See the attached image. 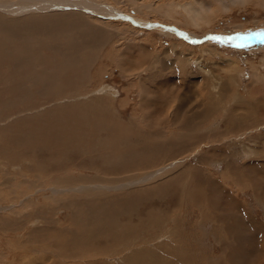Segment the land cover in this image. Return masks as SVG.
<instances>
[{"label":"rangeland","instance_id":"rangeland-1","mask_svg":"<svg viewBox=\"0 0 264 264\" xmlns=\"http://www.w3.org/2000/svg\"><path fill=\"white\" fill-rule=\"evenodd\" d=\"M71 1L0 11L48 29L0 34V264H264V43L208 38L264 0Z\"/></svg>","mask_w":264,"mask_h":264},{"label":"bare ground","instance_id":"bare-ground-1","mask_svg":"<svg viewBox=\"0 0 264 264\" xmlns=\"http://www.w3.org/2000/svg\"><path fill=\"white\" fill-rule=\"evenodd\" d=\"M28 1L30 2L31 0H28ZM247 1L248 0H221L219 2H221V5H223L225 7V5H234V4H242L243 5ZM30 4L31 5H27V0H20L18 3H13V2L10 1V3H8V5H6L5 3L0 2V11H1L2 14H5V15L10 14V15H13V16H19L20 17L21 15L28 14V13H31V12H40V11H47V10L50 11V10L54 9L55 7L65 8V7H73V6L77 7L78 6L77 8H80V9L81 8L83 9V7H87V8L90 7L89 4H84V3L77 2V1L74 2V1H71V0H37L36 2L30 3ZM183 8L190 15V11H191V10H189L190 8H186V6L183 7ZM199 12L195 11V14L197 15V14H199ZM112 16H114V15H112ZM1 20H3V18L0 17V34H2V32H7V34H10V35H12V33H14L13 36H15V35L18 36V35H21V34L23 36L24 35H28V34H30V36H34V35L38 34V35H36L34 37H39V35H41L44 31H45L44 34H46L47 33L46 31L48 30V29L46 30L45 28H42V27L39 28V25H37L38 23L34 24L35 22L33 20H36L34 18L31 21H20V23L21 22H23V23L21 25H19L18 27L15 26V25L19 24V23H17V21H12V20L8 19L6 21L7 22L6 23V22H3ZM9 22L12 23V24H10ZM14 27H16V28H14ZM25 31H27V32H25ZM70 32L72 33L73 31H70ZM70 35H73V34H70ZM16 62H17V60H16ZM162 170H164V168H162L160 171H156V172L151 173V174L149 173V175H145L143 178H141V179H139L137 181H134L132 183H129V185L133 186V185H136L138 182H143L145 180H148V179L152 178L153 176H155L157 173L161 172ZM102 187H105V186H101L100 188H102ZM95 188H97V186H93L92 187V189H95ZM125 188H126L125 185H121V186L113 187V188L109 187L108 189H111V190H119V189H121L122 190V189H125Z\"/></svg>","mask_w":264,"mask_h":264},{"label":"crops","instance_id":"crops-1","mask_svg":"<svg viewBox=\"0 0 264 264\" xmlns=\"http://www.w3.org/2000/svg\"><path fill=\"white\" fill-rule=\"evenodd\" d=\"M261 155H262V157L260 158V160H263L264 161V153L263 154L261 153L260 156ZM254 161L259 162L258 160H252V162H254ZM244 208L247 209L246 207H244ZM244 208H242V207L239 208V212H238L237 208L234 205H232L230 208H226L227 210L231 211V214H230L229 219L226 221V225L224 226V224H223L222 226H220V227H224L225 228V230L227 232V235L228 234L230 235V239H231L230 243L232 244V246H235L234 243H236V244L242 245V247H241L242 249L245 248V246H244L245 243H246L247 248H250V247L254 246V241L255 240L257 241V243H260V241L264 239V232H261L263 235H257L260 232L255 231L254 233H251V232H249L246 229L245 224H243L244 222L242 220L241 215L243 217H245V218L247 216L249 217L250 215L245 211ZM247 210L249 211V209H247ZM262 211H263V209H262ZM239 213L241 215H239ZM258 214H260L261 218H263L262 217L263 215L261 213H258ZM210 221H212V220H210ZM216 224H214V225H216ZM214 225L211 224L210 225L211 228L212 227H215ZM211 228L209 230L210 233H212V231H213V229H211ZM231 228L234 229V230H237V236H236V238L232 237V236H234V234H232V233H234V231L230 232L231 231ZM255 235L256 236H259V237L257 238ZM244 240H245V242H244ZM221 241H222V244H223V242L226 243L227 242V238L224 237V239L223 240L221 239ZM132 263L133 262L131 261V264Z\"/></svg>","mask_w":264,"mask_h":264},{"label":"snow or ice","instance_id":"snow-or-ice-1","mask_svg":"<svg viewBox=\"0 0 264 264\" xmlns=\"http://www.w3.org/2000/svg\"><path fill=\"white\" fill-rule=\"evenodd\" d=\"M255 36H260L261 33H256L254 34ZM249 37H245V36H240V35H237V36H234V37H226V38H223V37H209V39H212V40H216L218 42H224L225 40H247ZM262 43H264V40L260 41ZM237 47H240V46H243V45H236Z\"/></svg>","mask_w":264,"mask_h":264},{"label":"water","instance_id":"water-1","mask_svg":"<svg viewBox=\"0 0 264 264\" xmlns=\"http://www.w3.org/2000/svg\"><path fill=\"white\" fill-rule=\"evenodd\" d=\"M165 28V27H164Z\"/></svg>","mask_w":264,"mask_h":264}]
</instances>
